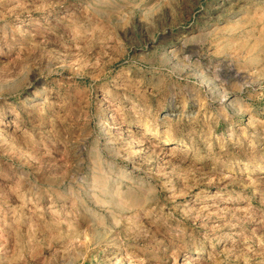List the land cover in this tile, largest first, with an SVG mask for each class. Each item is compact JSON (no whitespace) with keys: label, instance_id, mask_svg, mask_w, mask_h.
<instances>
[{"label":"rangeland","instance_id":"obj_1","mask_svg":"<svg viewBox=\"0 0 264 264\" xmlns=\"http://www.w3.org/2000/svg\"><path fill=\"white\" fill-rule=\"evenodd\" d=\"M0 264H264V0H0Z\"/></svg>","mask_w":264,"mask_h":264}]
</instances>
